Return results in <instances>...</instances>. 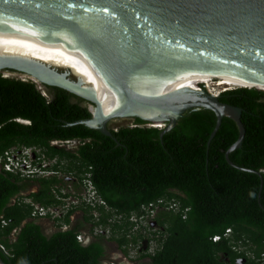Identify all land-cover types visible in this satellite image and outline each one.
<instances>
[{
    "label": "trees",
    "instance_id": "trees-1",
    "mask_svg": "<svg viewBox=\"0 0 264 264\" xmlns=\"http://www.w3.org/2000/svg\"><path fill=\"white\" fill-rule=\"evenodd\" d=\"M209 77L194 79L205 83ZM43 87L46 95L31 80L0 74V154L12 146H33L46 159H59L49 167L52 170L74 172L79 178L90 172L97 193L113 212L123 215V221L109 222L111 212H102L96 220L85 211L80 224L70 226L66 215L65 229L54 223L55 229L46 233L40 220L31 216V206L17 200L23 196L25 178L0 168V255L5 264L22 259L27 264H102L105 244L93 234L99 224L109 226L107 239L127 254L128 244L144 237L128 233L134 224L130 214H138L143 204L172 197L179 209L156 217L165 235L152 253L138 257L148 258L139 264H237L238 258L245 264H263L264 91L234 86L219 97L242 109L244 138L229 159L260 171V188L258 174L237 169L225 159L226 149L238 136L231 118L223 117L210 139L216 121L210 109L187 113L162 135L160 128L135 118L133 126L109 127L117 143L83 124L67 125L89 117L87 107ZM68 140L78 141L75 150L51 144ZM32 180L38 188L28 197L41 204L53 203L51 187L60 178ZM84 222L90 225L88 242L76 238ZM228 228L231 232L223 236ZM215 234L221 237L212 241ZM245 245L248 248H242Z\"/></svg>",
    "mask_w": 264,
    "mask_h": 264
},
{
    "label": "water",
    "instance_id": "water-1",
    "mask_svg": "<svg viewBox=\"0 0 264 264\" xmlns=\"http://www.w3.org/2000/svg\"><path fill=\"white\" fill-rule=\"evenodd\" d=\"M153 61L264 84V0H0V71L26 75L87 107L89 117L67 125L83 124L117 142L111 120L139 118L162 135L187 113L210 109L216 121L209 139L223 117L231 118L238 136L225 159L258 174L261 188L260 171L229 159L244 138L242 109L183 72L137 73ZM236 262L245 264L243 258Z\"/></svg>",
    "mask_w": 264,
    "mask_h": 264
},
{
    "label": "built area",
    "instance_id": "built-area-1",
    "mask_svg": "<svg viewBox=\"0 0 264 264\" xmlns=\"http://www.w3.org/2000/svg\"><path fill=\"white\" fill-rule=\"evenodd\" d=\"M77 143V140H68L62 143ZM40 151V152H39ZM55 162L53 161L52 164ZM47 159L37 147H25V146H12L2 154H0V168L18 174L22 178H36V177H48L51 175L57 176L60 171L52 170L49 167ZM59 178V176H57ZM73 180L65 182V185L57 183L51 187V193L55 199L51 204H41L28 197V194H22L17 200L28 203L31 206V216L34 218H49L54 223H60L62 227H67L63 223V218L69 215L70 221H72L76 214L79 212H90L93 217L98 220L102 212H111L112 216L108 218V221L120 222L121 213L115 214L112 209L109 208L104 199L97 193L92 181L90 180V172H86L81 180L76 182V186L79 188H73ZM80 189V190H79ZM100 207L102 208L100 211ZM172 208L174 211L179 209V204L167 203L163 198H159L156 201H151L147 204H143L140 208V212L131 213L129 220L137 224L138 221H143V218L153 217L156 210L159 208ZM113 216L117 219L112 218ZM184 217V214H183ZM4 224L5 222L2 221ZM231 230L228 228L225 230L223 236H228ZM109 233V234H108ZM94 235L109 237L110 228L108 226L96 225L93 229ZM221 235L215 234L211 237L212 241L219 240ZM79 241L85 242L86 235L84 232H79L76 235ZM3 248V247H2ZM261 262L264 264V253L261 255Z\"/></svg>",
    "mask_w": 264,
    "mask_h": 264
},
{
    "label": "rangeland",
    "instance_id": "rangeland-1",
    "mask_svg": "<svg viewBox=\"0 0 264 264\" xmlns=\"http://www.w3.org/2000/svg\"><path fill=\"white\" fill-rule=\"evenodd\" d=\"M0 74L3 76H7V77H14V78L22 79V80L33 81L31 78L27 77L26 75L20 74V73L2 70V71H0ZM199 75L211 76L212 74H208V73L205 74L204 72H201L195 77H198ZM230 77H232V76H230ZM224 78H225V76L220 77V75H219V77H217L215 79H212L211 77H209L210 81H208V79H204V81H205L206 85H208V83L210 82L211 83L210 88L219 94L225 89H229V88L234 87V85H244L245 84V83H239L235 79V77H233V79L227 77L225 79V80H227L226 83H220V81H221L220 79L224 80ZM36 86L41 90V92L43 94L46 95V93L44 91V87L41 86L40 83H36ZM133 125H134V121L132 118L114 119L108 123V126L111 128H114V129L118 128L119 126H133ZM148 125H150V124H148ZM148 125L146 124V126H148ZM51 144H55L57 146H61V147H65V148H68V147L74 145L73 143H62V142H57V141H51ZM47 161L49 164H52L54 160L47 159ZM67 162L65 160V161H63V164H65ZM65 174L67 175L66 172L61 171V176H65ZM34 187L35 186H32V188H34ZM163 211H166V210L160 209V210H158V212L156 210L155 215L153 217L143 218V221H138L136 225L133 224V226L129 228L128 233H130V234L132 233L136 236L143 235L144 237L139 238L138 242H136V243H129L128 247H127V254H123L122 252H120V250L116 246L115 242H113V241L107 242V257H108L107 263L110 262V263H114V264H135V263H137L136 258H138L141 255L143 250L153 252L157 248V246H159V242H161L162 237H164V235H165V234H162L163 227L159 226L156 223V217L158 215H160V213ZM122 216L120 217V222L123 221ZM112 218L117 219V217H115V216H113ZM50 221H52V220H50ZM46 224L51 225L52 223L47 222ZM108 228H109V226H108ZM242 248L246 249V248H248V246L245 245V246H242Z\"/></svg>",
    "mask_w": 264,
    "mask_h": 264
},
{
    "label": "bare ground",
    "instance_id": "bare-ground-1",
    "mask_svg": "<svg viewBox=\"0 0 264 264\" xmlns=\"http://www.w3.org/2000/svg\"><path fill=\"white\" fill-rule=\"evenodd\" d=\"M140 69L138 70V74L142 75V76H148V75H152V74H156V73H160V72H164V71H180L183 72L187 75L192 76V78H196L195 76H197L199 73L204 72L205 74H212V75H217L219 77L220 76H225L224 80L220 79V83H226L227 80H225L227 77L228 78H232L235 77V79L239 82V83H245L244 86H249V87H258L259 89L264 90V84L260 83V82H256L247 78H243L231 73H227L224 71H220V70H216L213 68H208V67H203V66H198V65H193V64H188V63H181V62H172V61H153V62H145L139 65ZM14 74V73H13ZM211 75V76H212ZM232 76V77H230ZM195 80V79H194ZM197 83L198 81L195 80ZM200 83H204V82H200ZM206 85V83H204ZM210 82L208 83L207 88L210 92L217 94V92L213 91L210 88ZM252 85V86H250ZM257 85V86H256ZM200 86V85H199ZM157 126L162 127L163 124H159V123H153Z\"/></svg>",
    "mask_w": 264,
    "mask_h": 264
},
{
    "label": "flooded vegetation",
    "instance_id": "flooded-vegetation-1",
    "mask_svg": "<svg viewBox=\"0 0 264 264\" xmlns=\"http://www.w3.org/2000/svg\"><path fill=\"white\" fill-rule=\"evenodd\" d=\"M116 130V129H115ZM74 145L73 146H70V147H68L67 149H69V150H71V151H73V150H75L76 148H77V144H78V142L76 143H73ZM51 160H54V162L55 163H57L58 162V158L57 157H53ZM67 160V159H66ZM61 163H63V161H61ZM56 171H59V170H56ZM86 173V172H85ZM84 173V174H85ZM75 173L74 172H68L67 173V175L65 174V176H61V172L57 175V176H59V178H60V181H58V184H60V186L61 185H65V182L67 181H69V179L70 180H73V188H75V189H77V188H79L78 186H76V182L78 181V180H81V178H79L78 176H75L74 175ZM84 174H83V176H84ZM23 185H24V187H25V190L22 192V194L24 193V194H28V193H30L31 191H35V190H37V188H38V184L37 183H35L32 179H30V178H25V181H24V183H23ZM32 186H35L34 188H32ZM80 190V189H79ZM164 199V198H163ZM14 200V199H13ZM164 200H166L167 201V203H178V200L175 198V197H172V198H169V199H164ZM160 209H165L166 211H169V210H172V211H174L172 208H168V207H165V208H159L158 210H160ZM158 210H157V212H158ZM85 213L84 212H79V213H77L76 214V216H75V219H73L71 222H70V226H75V225H77V224H80L81 222H83L84 220H83V215H84ZM115 214H117V213H115ZM40 221V223H41V225H42V227H43V229H44V231L46 232V233H49V232H51L52 230H54L55 229V224H54V222L53 221H50V219L49 218H40L39 219ZM47 222H51L52 224L50 225V224H46ZM157 223V222H156ZM49 225V226H48ZM62 229H65L66 227H61ZM90 228V225H87L86 226V223L84 222L83 223V225H82V229H83V232L85 233V235H86V241L85 242H88L91 238H90V234H89V232H87L88 230H90L89 229ZM95 236H99V235H95ZM101 239H103V241H104V244H105V258H104V261L102 262V264H114V263H107V261H108V257H107V242H109V241H111V240H108L106 237H102V236H99ZM114 242V241H113ZM117 246V245H116ZM142 253H152V251L151 252H149V251H147V250H143L142 251ZM141 253V254H142ZM136 260H137V263H135V264H139L141 261H147L148 260V258H142V259H140V258H136Z\"/></svg>",
    "mask_w": 264,
    "mask_h": 264
},
{
    "label": "clouds",
    "instance_id": "clouds-1",
    "mask_svg": "<svg viewBox=\"0 0 264 264\" xmlns=\"http://www.w3.org/2000/svg\"><path fill=\"white\" fill-rule=\"evenodd\" d=\"M18 264H27V262L22 259L21 261L18 262Z\"/></svg>",
    "mask_w": 264,
    "mask_h": 264
}]
</instances>
